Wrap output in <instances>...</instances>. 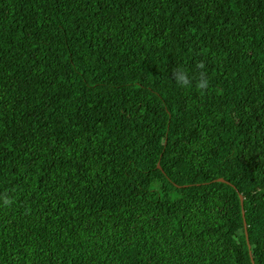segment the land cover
<instances>
[{
  "label": "trees",
  "instance_id": "1",
  "mask_svg": "<svg viewBox=\"0 0 264 264\" xmlns=\"http://www.w3.org/2000/svg\"><path fill=\"white\" fill-rule=\"evenodd\" d=\"M0 196V264H264V0H0Z\"/></svg>",
  "mask_w": 264,
  "mask_h": 264
},
{
  "label": "clouds",
  "instance_id": "2",
  "mask_svg": "<svg viewBox=\"0 0 264 264\" xmlns=\"http://www.w3.org/2000/svg\"><path fill=\"white\" fill-rule=\"evenodd\" d=\"M195 67L199 70L203 68V65L198 63ZM172 82L177 87L184 89L194 88L204 90L209 87V81L205 78L202 71L198 72L196 76H190L188 71L182 65L177 66L173 71ZM11 202L12 201L9 198L0 196V206L8 207Z\"/></svg>",
  "mask_w": 264,
  "mask_h": 264
},
{
  "label": "water",
  "instance_id": "3",
  "mask_svg": "<svg viewBox=\"0 0 264 264\" xmlns=\"http://www.w3.org/2000/svg\"><path fill=\"white\" fill-rule=\"evenodd\" d=\"M216 181H218V182H223L222 179H217ZM239 200H240V206H241V216H242V218H243L244 212H243V210H242V198H241L240 196H239ZM243 227H244V229L246 228L244 221H243Z\"/></svg>",
  "mask_w": 264,
  "mask_h": 264
}]
</instances>
